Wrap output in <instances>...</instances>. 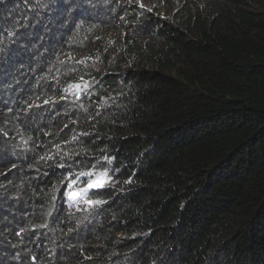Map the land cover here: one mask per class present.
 I'll return each mask as SVG.
<instances>
[{"label":"trees","instance_id":"obj_1","mask_svg":"<svg viewBox=\"0 0 264 264\" xmlns=\"http://www.w3.org/2000/svg\"><path fill=\"white\" fill-rule=\"evenodd\" d=\"M0 264H264V0H0Z\"/></svg>","mask_w":264,"mask_h":264},{"label":"snow or ice","instance_id":"obj_2","mask_svg":"<svg viewBox=\"0 0 264 264\" xmlns=\"http://www.w3.org/2000/svg\"><path fill=\"white\" fill-rule=\"evenodd\" d=\"M143 7V5H141ZM82 62V61H81ZM70 87H74L75 89L79 90H86L88 87L87 83L84 84H76L72 85ZM63 98V97H61ZM51 102V98L44 100L45 104H48ZM33 105H29V107H32ZM39 107V105H36ZM81 176H96V179H93L89 182H86V187L80 189L78 192H69L68 193V199L72 202H79L82 201L84 204L93 206V205H99L100 203H103L102 201H96L92 200L89 196V193L92 192V194H95L94 190H98L101 188H104L107 183L110 182V177L108 176L107 172H101V173H92V172H81L79 173Z\"/></svg>","mask_w":264,"mask_h":264},{"label":"rangeland","instance_id":"obj_3","mask_svg":"<svg viewBox=\"0 0 264 264\" xmlns=\"http://www.w3.org/2000/svg\"><path fill=\"white\" fill-rule=\"evenodd\" d=\"M86 177V176H85ZM93 179H96V176H87V180H85V184L82 186V187H79V188H73L70 192H78L80 189L86 187V182H89ZM112 180L110 179V182L107 183L106 185L108 184H111ZM71 204H75V203H78V202H72V201H69Z\"/></svg>","mask_w":264,"mask_h":264}]
</instances>
